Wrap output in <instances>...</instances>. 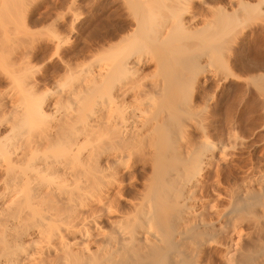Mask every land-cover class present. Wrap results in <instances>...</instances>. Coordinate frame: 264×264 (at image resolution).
Segmentation results:
<instances>
[{"label": "bare ground", "instance_id": "1", "mask_svg": "<svg viewBox=\"0 0 264 264\" xmlns=\"http://www.w3.org/2000/svg\"><path fill=\"white\" fill-rule=\"evenodd\" d=\"M124 2L127 34L68 72V85L36 94L24 80L0 94V264H203L202 247L220 232L209 264H264V227L248 240L236 227L264 214V174L206 218L195 194L217 149L184 141L193 90L208 66L227 69L225 37L264 16V0ZM255 85L264 92L263 79ZM138 162L141 188L120 212L108 199L122 198L121 177ZM94 192L101 214L84 217ZM104 214L107 231L96 226Z\"/></svg>", "mask_w": 264, "mask_h": 264}, {"label": "rangeland", "instance_id": "2", "mask_svg": "<svg viewBox=\"0 0 264 264\" xmlns=\"http://www.w3.org/2000/svg\"><path fill=\"white\" fill-rule=\"evenodd\" d=\"M123 2L0 0V94L11 92L24 80L28 83L32 80L30 84L36 94L46 93L55 82H67L65 84L68 85V72L75 73L93 60L96 63L101 50L108 43H114L127 34L132 19ZM194 4L198 11H204L200 1ZM245 24L236 33H228L225 37L228 43L225 47L229 46L223 55L227 69L221 63L208 66L202 76L203 83L193 90L195 116L185 124L187 133L184 138L187 139L184 141L187 146L209 140L217 149L209 169L200 177L195 194L196 200L200 201L197 212L206 218L212 217L213 211L228 206L229 192L242 181L252 182L258 175L264 174V92L255 85L256 79L264 80V16L252 18ZM56 45L61 47L58 46L59 53L54 49ZM151 73V67L145 71V75ZM1 126L0 133H3L5 126ZM142 165L139 162L133 165L131 175L134 180L131 176H128L131 178L129 181L125 179L126 173L121 177L124 188L120 189L119 194H122V198L110 195L108 205L114 208L122 206L120 212L130 210L127 201H131L140 190V178L146 172ZM95 195V192L90 195L88 203L95 200L91 199ZM98 209L95 203L89 205L83 209L84 217L100 215L101 210ZM106 215L97 220L96 226L107 231L110 218ZM258 217L256 222L255 218H246L245 222L237 223L241 240H248L250 234L264 227L263 212L258 213ZM231 237L233 242L241 241L236 234ZM215 240L216 245L213 242L205 244L199 254L204 257L202 260L205 264L216 261L224 233L220 232Z\"/></svg>", "mask_w": 264, "mask_h": 264}]
</instances>
